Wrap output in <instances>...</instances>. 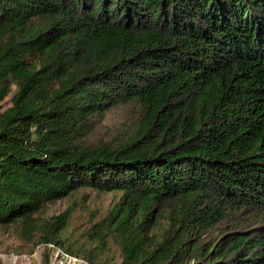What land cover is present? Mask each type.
<instances>
[{"label":"trees","instance_id":"1","mask_svg":"<svg viewBox=\"0 0 264 264\" xmlns=\"http://www.w3.org/2000/svg\"><path fill=\"white\" fill-rule=\"evenodd\" d=\"M85 190L121 264H264V0H0V227L99 264L46 218Z\"/></svg>","mask_w":264,"mask_h":264},{"label":"rangeland","instance_id":"2","mask_svg":"<svg viewBox=\"0 0 264 264\" xmlns=\"http://www.w3.org/2000/svg\"><path fill=\"white\" fill-rule=\"evenodd\" d=\"M14 93L15 89L3 102L2 110L11 107ZM135 117L133 106L119 105L96 121L97 132L106 139H123L129 133L131 121ZM119 197L116 192L81 191L72 199L49 205L46 218L58 216L75 204L67 228L61 234V241L65 246H71L75 250L94 251L99 264H121L123 258L116 236L108 234L106 230L100 232V229L95 228L116 205ZM34 241H24L15 225L0 227V264H41L43 253L47 249L51 252L52 264H89L80 254L71 255L51 245L35 246ZM59 251L71 256L72 259L58 254Z\"/></svg>","mask_w":264,"mask_h":264},{"label":"built area","instance_id":"3","mask_svg":"<svg viewBox=\"0 0 264 264\" xmlns=\"http://www.w3.org/2000/svg\"><path fill=\"white\" fill-rule=\"evenodd\" d=\"M58 254H62L64 257H66V258H69V259H72V257L71 256H69V255H67V254H65V253H63L62 251H59V253Z\"/></svg>","mask_w":264,"mask_h":264}]
</instances>
